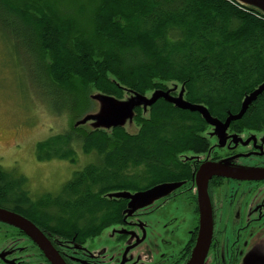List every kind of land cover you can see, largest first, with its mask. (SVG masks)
Returning a JSON list of instances; mask_svg holds the SVG:
<instances>
[{
    "label": "trees",
    "instance_id": "trees-1",
    "mask_svg": "<svg viewBox=\"0 0 264 264\" xmlns=\"http://www.w3.org/2000/svg\"><path fill=\"white\" fill-rule=\"evenodd\" d=\"M29 2L0 0V21L14 25L16 41L26 40L32 67L57 99L90 86L117 98L124 89L166 92L175 82L184 86L187 103L225 121L264 83V15L234 0H95L87 27L57 6L30 9ZM133 117L134 135L72 125L37 145L38 162L75 164L73 144L94 157L57 194L34 200L23 176L0 167V208L29 211L56 235H97L121 217L117 204L127 201L107 198L109 192L140 193L179 178L177 156L207 149L200 135L207 123L195 111L158 98L146 118L140 109ZM229 123L264 128V91Z\"/></svg>",
    "mask_w": 264,
    "mask_h": 264
},
{
    "label": "flooded vegetation",
    "instance_id": "flooded-vegetation-1",
    "mask_svg": "<svg viewBox=\"0 0 264 264\" xmlns=\"http://www.w3.org/2000/svg\"><path fill=\"white\" fill-rule=\"evenodd\" d=\"M208 127L200 133L207 149L179 154L180 177L160 184L180 186L156 201L151 209H143L135 222L125 215L128 205L125 200L117 204L123 206L121 217L88 237L56 235L52 226L29 215V211L19 209L14 213L41 231L63 264H190L199 237L195 175L200 167L205 163H222L234 169L264 170V128L229 127V136L225 137L228 141L213 149L209 138L203 135ZM185 154L196 158L189 160L184 158ZM206 192L211 235L198 263L264 264V178L236 180L216 176L207 181ZM110 227L121 230L120 235L97 241ZM0 264L52 262L23 231L0 221Z\"/></svg>",
    "mask_w": 264,
    "mask_h": 264
},
{
    "label": "rangeland",
    "instance_id": "rangeland-1",
    "mask_svg": "<svg viewBox=\"0 0 264 264\" xmlns=\"http://www.w3.org/2000/svg\"><path fill=\"white\" fill-rule=\"evenodd\" d=\"M94 2L30 0L25 5L30 9L41 8L44 3L53 5L55 9L57 6L64 14H72L68 18L87 27ZM80 6L85 8V12L78 13ZM14 33V25L6 23V20L0 21V167L14 176H23L26 179V190L34 200L45 193H58L63 184L72 179L74 172L82 170L94 158L93 155H82L78 144H73L75 164L58 159L38 162L36 147L40 142L68 132L76 123L89 132L93 128L109 132L111 127L120 126L128 134L134 135L138 131L133 117L136 109H140V115L146 118L149 104L159 96L169 97L176 104L187 103L184 86L175 82L168 83L166 92L157 89L134 93L124 89L123 97L117 98L102 94L90 86L81 92L68 91L67 97L57 99L51 95V88L46 87L40 71L32 67L33 56L27 51L26 40L16 41ZM202 114L209 124L203 133L209 138V145L214 149L217 144L228 141L225 137L229 136V125L225 126V121L212 116L207 109H202ZM184 158L190 160L196 157L185 154ZM167 185L173 189L180 186L175 183L162 184L153 187L154 190L151 188L140 193L118 190L109 192L107 198L126 199L128 205L125 215H128L129 221L135 222L143 209H151L156 201L172 192L173 189ZM120 233L121 230L116 231V228L110 227L97 241L117 238Z\"/></svg>",
    "mask_w": 264,
    "mask_h": 264
},
{
    "label": "water",
    "instance_id": "water-1",
    "mask_svg": "<svg viewBox=\"0 0 264 264\" xmlns=\"http://www.w3.org/2000/svg\"><path fill=\"white\" fill-rule=\"evenodd\" d=\"M236 3L241 4L245 7L254 9L258 12H260L262 15H264V0H234ZM264 91V83L257 88H255V91L245 95L243 98V102L241 105L240 114L232 117L229 116L225 120V126L229 125L230 121H234L235 119H238L241 115L245 113L246 108L252 104L256 97L261 94ZM158 98H164L165 101L170 102L174 104L178 108H182L185 110L195 111L198 114H200L203 119L208 124V120L205 116L202 114V109L206 111L205 108L198 106V105H190L189 103H186L185 105L182 104H176L173 102L171 98H165L163 96L157 97L155 100H153L149 105L153 104ZM138 107V106H136ZM207 116L208 113L206 114ZM210 118V117H209ZM85 120V119H84ZM87 120H91L90 118H87ZM211 120V119H210ZM73 126L78 127L81 126L80 124H74ZM120 127V126H115ZM111 127V128H115ZM94 129L97 128H93ZM221 176V177H229L236 180H254L259 178H264V170H242V169H234L231 168L225 164L222 163H205L200 167V169L197 171L195 175L196 179V187H197V196H198V204H199V212H200V227H199V237L197 239V249L194 253V257L190 264H197L202 260L203 257H201V253L203 248L205 249L206 246H208V241L210 239V230H211V222H210V211H209V202L207 201V192H206V183L209 181L212 177ZM167 187L172 186L167 185ZM159 188V187H158ZM155 188H153L154 190ZM172 191V190H171ZM0 221L6 223L9 226H13L19 231H23L31 241H34L35 244L38 246L41 252L48 258L52 264H63L58 257V254L56 251H53L51 248L49 242L45 239L43 234L40 230L36 228V226L31 223L29 220H26L24 217L19 216L18 214L14 213L13 211H8L0 208ZM199 264V263H198Z\"/></svg>",
    "mask_w": 264,
    "mask_h": 264
}]
</instances>
